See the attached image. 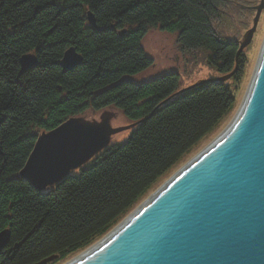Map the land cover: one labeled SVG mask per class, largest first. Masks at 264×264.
<instances>
[{
  "label": "trees",
  "instance_id": "1",
  "mask_svg": "<svg viewBox=\"0 0 264 264\" xmlns=\"http://www.w3.org/2000/svg\"><path fill=\"white\" fill-rule=\"evenodd\" d=\"M223 1L0 0V232L10 231L0 264L63 259L88 247L232 107L222 82H203L173 99L177 74L121 82L152 64L140 42L154 27L176 32L183 50L207 51L209 63L229 73L237 44L212 26ZM86 10L99 29L87 24ZM72 46L82 60L65 72L60 61ZM32 51L37 66L19 73V58ZM242 61L240 55L233 81ZM109 106L138 122L126 141L109 145L47 191L19 178L38 131Z\"/></svg>",
  "mask_w": 264,
  "mask_h": 264
},
{
  "label": "water",
  "instance_id": "2",
  "mask_svg": "<svg viewBox=\"0 0 264 264\" xmlns=\"http://www.w3.org/2000/svg\"><path fill=\"white\" fill-rule=\"evenodd\" d=\"M262 8L264 4L255 8L236 60L249 44ZM87 17L96 27L90 12ZM81 60L70 47L60 66L67 72ZM19 64L24 71L37 61L27 54ZM241 108L222 138L73 264H264V41ZM119 131L108 121L71 117L37 137L19 176L45 191L106 149ZM8 240V230L2 231L0 252Z\"/></svg>",
  "mask_w": 264,
  "mask_h": 264
},
{
  "label": "rangeland",
  "instance_id": "3",
  "mask_svg": "<svg viewBox=\"0 0 264 264\" xmlns=\"http://www.w3.org/2000/svg\"><path fill=\"white\" fill-rule=\"evenodd\" d=\"M223 2L224 5L220 8V16L216 19H213L212 26L216 34L219 35L222 39H224L225 41H229L230 43H236L238 50L240 42L245 37L247 31L253 25V20L256 14L255 8L259 5L264 4V0H224ZM88 12L92 14L93 18L94 15L90 10H86L85 12L86 22L89 26H91L87 17ZM93 28L96 29L97 27ZM120 33H123V31H121ZM263 41L264 8H262L258 15L256 28L252 34L249 44L239 54V56L242 55L243 61L242 65L240 66V72L237 76V81H233V77L238 68L239 56L237 60H235L234 68L229 73L221 74L217 70V66H214L213 64L211 65L209 63V53L207 51L202 49L183 50L177 42L176 32L171 33L162 31L158 27L148 29L146 34L141 39L140 44L145 56L152 60V64L143 71L139 72L138 74L123 76L121 82H131L140 84L159 78L162 75L173 73L178 75V87L177 90L172 93L171 96H169V99H173L185 90L190 89L203 82L216 81L225 83L230 87L231 93L234 97V102L232 107L222 116V118L217 122V124L201 139H199L193 146H191L168 171H166L162 176H160L154 182L148 192L144 196H142V198L137 202L134 208H132L123 218H121L120 221L117 222L108 232L116 228V226L123 222L131 214L132 211H134L137 207L146 202V200H148L165 183H167L172 177H174L183 167H185L196 156L201 154L205 149L212 145L216 141V139L219 138L223 134V132L229 127L231 122L239 113V110L241 109L244 99L246 97L254 70L257 65ZM27 54L34 55L37 61L34 51L28 52L24 55ZM36 66L37 64L33 67L28 68L27 70L21 71V67L19 64V73H25L28 70H32ZM75 117H79L86 122L99 123L101 121H108V125L111 128L120 129L118 133L111 135L109 145L114 143H123L129 137L130 133L133 132L138 126V123L128 120L123 115V113L114 106L105 107L98 111L88 109ZM41 133L43 132L38 131V136ZM100 153H98V155H95V157L91 158L87 163H89L93 159H96ZM86 164H84L83 166H85ZM83 166L70 171L68 173V176L74 175ZM19 178L21 179L20 176ZM5 230H8L10 239L9 229H4L2 231ZM108 232L106 234H108ZM104 236L105 234L100 238H97L96 240L92 241L89 246L96 245L98 241L103 239ZM77 252L78 251L67 255L63 259H60L56 255L57 257L55 259H53L52 261H48L45 264H67L68 262L73 260V258L78 254ZM42 260L32 264L40 263Z\"/></svg>",
  "mask_w": 264,
  "mask_h": 264
},
{
  "label": "bare ground",
  "instance_id": "4",
  "mask_svg": "<svg viewBox=\"0 0 264 264\" xmlns=\"http://www.w3.org/2000/svg\"><path fill=\"white\" fill-rule=\"evenodd\" d=\"M243 40V39H242ZM236 60V59H235ZM242 109V108H241ZM241 109L239 110L240 112H241ZM239 116V114H237V116L235 117V119H237V117ZM235 119L231 122V124L229 125V127L223 132V134L219 137V138H217L216 139V141L213 143V144H215L220 138H222V136L223 135H225L226 134V132L228 131V129L232 126V124H233V122L235 121ZM211 146V145H210ZM206 150V149H205ZM204 150V151H205ZM198 157L196 156L192 161H194V160H196ZM192 161H190L189 163H191ZM188 163V164H189ZM181 170H183V169H181ZM180 170V171H181ZM172 179V178H171ZM170 181V180H169ZM133 212V211H132ZM131 212V213H132ZM111 232V231H110ZM110 232H108V234H105V236H108L109 235V233ZM105 236L103 237V239H106L105 238ZM98 243H99V241H98ZM97 243V244H98ZM95 246V245H94ZM94 246H89V247H87V248H85L84 250H79L77 253V255L73 258V260H71L70 262H68L67 264H73V263H75L76 261H78V260H80L81 258H83L89 251H91L93 248H94Z\"/></svg>",
  "mask_w": 264,
  "mask_h": 264
}]
</instances>
